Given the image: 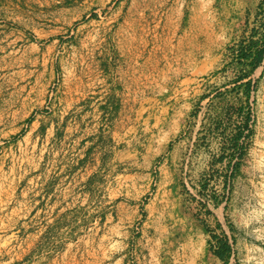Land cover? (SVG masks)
I'll list each match as a JSON object with an SVG mask.
<instances>
[{"label": "rangeland", "instance_id": "obj_1", "mask_svg": "<svg viewBox=\"0 0 264 264\" xmlns=\"http://www.w3.org/2000/svg\"><path fill=\"white\" fill-rule=\"evenodd\" d=\"M263 41L264 0H0V264H132L179 211L264 264Z\"/></svg>", "mask_w": 264, "mask_h": 264}, {"label": "crops", "instance_id": "obj_2", "mask_svg": "<svg viewBox=\"0 0 264 264\" xmlns=\"http://www.w3.org/2000/svg\"><path fill=\"white\" fill-rule=\"evenodd\" d=\"M176 220L166 225L163 229L166 233L160 234L156 241L148 235L149 239L143 242L145 248L139 246L136 252L138 261L132 264H224L210 249V236L204 225L181 211ZM174 257L177 259L173 260Z\"/></svg>", "mask_w": 264, "mask_h": 264}, {"label": "trees", "instance_id": "obj_3", "mask_svg": "<svg viewBox=\"0 0 264 264\" xmlns=\"http://www.w3.org/2000/svg\"><path fill=\"white\" fill-rule=\"evenodd\" d=\"M250 56H252L253 60L255 61V67L260 65V63L263 61V58H264V41H263L261 48L257 49L255 53L251 52V54H246L245 57H250ZM217 226L219 228L222 227L221 223H218ZM213 238L217 239L218 241V245L216 249L213 250L214 254L219 259H221L224 262V264H229L230 258H231L230 256L231 255V244L229 240H222V239L217 238L216 236H213Z\"/></svg>", "mask_w": 264, "mask_h": 264}]
</instances>
